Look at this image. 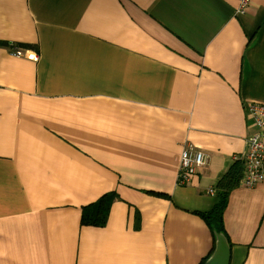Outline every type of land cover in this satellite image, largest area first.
Returning <instances> with one entry per match:
<instances>
[{
	"label": "crops",
	"instance_id": "0c3cea01",
	"mask_svg": "<svg viewBox=\"0 0 264 264\" xmlns=\"http://www.w3.org/2000/svg\"><path fill=\"white\" fill-rule=\"evenodd\" d=\"M237 6L0 0V264H207L219 235L228 264H264V178L230 191L225 235L195 215L264 106V0ZM188 146L208 160L182 187Z\"/></svg>",
	"mask_w": 264,
	"mask_h": 264
},
{
	"label": "built area",
	"instance_id": "2783aa9c",
	"mask_svg": "<svg viewBox=\"0 0 264 264\" xmlns=\"http://www.w3.org/2000/svg\"><path fill=\"white\" fill-rule=\"evenodd\" d=\"M252 0H238L237 14L244 13L251 5ZM11 56L20 57L21 49L14 44L10 45ZM257 130L255 134L247 138V152L243 163L244 169L241 174L239 185L243 188H252L264 178V106L261 104H249L246 106ZM208 156L193 147H186L180 155L177 183L189 185L198 170L207 165ZM209 195H215L214 188L207 190Z\"/></svg>",
	"mask_w": 264,
	"mask_h": 264
},
{
	"label": "trees",
	"instance_id": "16d2710c",
	"mask_svg": "<svg viewBox=\"0 0 264 264\" xmlns=\"http://www.w3.org/2000/svg\"><path fill=\"white\" fill-rule=\"evenodd\" d=\"M243 171V164L241 161H234L227 169L224 175L221 176L216 185L214 202L212 208L204 213L196 212L195 215L203 219L211 233L224 234L223 228V213L227 206V199L231 190L238 186L241 174ZM153 194L155 196H163L161 194ZM117 199L114 193L103 195L95 203L82 207L80 224L83 226L103 227L106 224L107 217L111 204Z\"/></svg>",
	"mask_w": 264,
	"mask_h": 264
},
{
	"label": "water",
	"instance_id": "95a60500",
	"mask_svg": "<svg viewBox=\"0 0 264 264\" xmlns=\"http://www.w3.org/2000/svg\"><path fill=\"white\" fill-rule=\"evenodd\" d=\"M218 240L219 241L217 242L216 253H215L216 257L212 259L210 262H208L207 264H219L220 262L222 264H228L229 253L225 249L226 247L225 240L222 235L218 236Z\"/></svg>",
	"mask_w": 264,
	"mask_h": 264
}]
</instances>
